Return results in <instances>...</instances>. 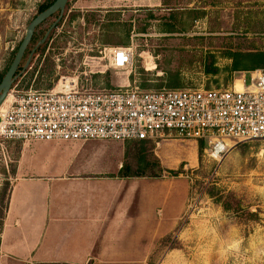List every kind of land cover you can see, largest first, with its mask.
I'll return each mask as SVG.
<instances>
[{
  "label": "rangeland",
  "instance_id": "rangeland-1",
  "mask_svg": "<svg viewBox=\"0 0 264 264\" xmlns=\"http://www.w3.org/2000/svg\"><path fill=\"white\" fill-rule=\"evenodd\" d=\"M49 1L0 0V76L39 7ZM54 21L52 16L39 26L34 43ZM127 46L134 48L133 61L124 70L112 69L99 54ZM257 52L264 53V0H68L48 41L8 94L48 90L62 77L76 76L93 91L237 88L243 76L244 86L250 84L252 71L249 60L236 56ZM110 142H84L77 152L53 143L33 145L26 161L89 174L115 170L117 161L105 144ZM118 143L125 152L132 142ZM26 144H0V228L15 161ZM198 144L174 134L149 140L144 149L151 168L129 164L131 177L154 183L161 194L153 211L160 226L146 221L143 242L129 245L128 258L104 263L264 264V141L233 143L219 161L205 153L206 141ZM123 160L122 166L124 154ZM226 194L241 214L218 203Z\"/></svg>",
  "mask_w": 264,
  "mask_h": 264
},
{
  "label": "built area",
  "instance_id": "built-area-1",
  "mask_svg": "<svg viewBox=\"0 0 264 264\" xmlns=\"http://www.w3.org/2000/svg\"><path fill=\"white\" fill-rule=\"evenodd\" d=\"M133 51V46L112 47L99 54L112 69L124 70L132 66ZM248 74L250 84L244 86L243 76L241 90L234 84L228 89L93 91L78 76L62 77L51 89L6 96L0 104V144L154 142L174 134L206 141L205 153L219 161L233 143L264 141V69Z\"/></svg>",
  "mask_w": 264,
  "mask_h": 264
},
{
  "label": "crops",
  "instance_id": "crops-1",
  "mask_svg": "<svg viewBox=\"0 0 264 264\" xmlns=\"http://www.w3.org/2000/svg\"><path fill=\"white\" fill-rule=\"evenodd\" d=\"M84 142H25L2 218L0 264H106L127 259L129 245L143 242L146 221L160 226L153 211L161 194L150 181L120 174L119 143H105L117 161L115 170L97 174L26 161L33 145L53 143L77 152Z\"/></svg>",
  "mask_w": 264,
  "mask_h": 264
},
{
  "label": "trees",
  "instance_id": "trees-1",
  "mask_svg": "<svg viewBox=\"0 0 264 264\" xmlns=\"http://www.w3.org/2000/svg\"><path fill=\"white\" fill-rule=\"evenodd\" d=\"M53 1L54 0H50L49 2H44V4H42L39 7L38 13H40V12L44 11L46 8H48L53 3ZM64 12H65V9H64ZM53 16H55V19H56L57 16H58V13L55 14V15H53ZM39 26L34 31V34L32 36L31 42H30L29 46L27 47V50L25 52V55H24L23 60H25L27 58L28 54L39 43V41L43 37L44 33L46 32V30L43 31L41 33V35L38 37L36 43H34L35 42L34 41L35 40V34H36V31L39 28ZM48 39H49V37H48ZM48 39L46 41H48ZM43 45H40L36 49V51L34 52V55L37 54V52L42 48ZM236 57L239 60L246 58L247 60H249L251 62L250 68L247 69L248 71H253V70L257 69V68L264 69V53L257 52V53H249L247 55H241V54H239ZM23 60H22V62H23ZM21 65H22V63H21ZM20 69H21V67L19 68L18 72L20 71ZM6 70L7 69H5L4 73L0 76V81L3 78ZM148 141L149 140H144V141H135V140L134 141H129V142H132V143L129 144V145H127L126 150L124 152L125 162H124V164L122 166V169L120 171V174L122 176L131 177V175L128 174V171H127L129 169V164L131 162H134L135 163L137 170L151 168V166H152V164H151V156L147 153V150L144 149L145 148V144ZM198 143H199L198 144L199 147H201V143L200 142H198ZM217 201L222 206V208L224 210H228V211L230 210V211H232L236 215H239V214L242 213L241 209L238 206V202L236 201V199L231 194H226L223 197L221 196V197H219L217 199Z\"/></svg>",
  "mask_w": 264,
  "mask_h": 264
},
{
  "label": "water",
  "instance_id": "water-1",
  "mask_svg": "<svg viewBox=\"0 0 264 264\" xmlns=\"http://www.w3.org/2000/svg\"><path fill=\"white\" fill-rule=\"evenodd\" d=\"M67 2L68 0H54L53 3L48 8L38 13L28 24L25 35L22 41L20 42V44L18 45L15 55L9 67L7 68L3 78L0 81V104L3 102V100L6 98V96L10 92L11 86L14 83V81L19 77L21 73H23L26 69L30 67L31 60H32V57L36 49L40 45H43L46 42L51 31L56 27L57 23L60 22ZM57 13H58L57 18L48 27L43 37L39 41V43L28 54L24 64L21 67L22 60L24 58L27 47L29 46L31 42L35 29L39 25H41L44 21H46L47 19H49L50 17H52L53 15ZM20 67L21 69L18 72Z\"/></svg>",
  "mask_w": 264,
  "mask_h": 264
},
{
  "label": "bare ground",
  "instance_id": "bare-ground-1",
  "mask_svg": "<svg viewBox=\"0 0 264 264\" xmlns=\"http://www.w3.org/2000/svg\"><path fill=\"white\" fill-rule=\"evenodd\" d=\"M237 82H238V84H237V88H236V86H235V89L236 90H241L242 89V87H241V82L239 81V80H237ZM236 85V84H235Z\"/></svg>",
  "mask_w": 264,
  "mask_h": 264
},
{
  "label": "flooded vegetation",
  "instance_id": "flooded-vegetation-1",
  "mask_svg": "<svg viewBox=\"0 0 264 264\" xmlns=\"http://www.w3.org/2000/svg\"><path fill=\"white\" fill-rule=\"evenodd\" d=\"M62 16H63V14H62Z\"/></svg>",
  "mask_w": 264,
  "mask_h": 264
}]
</instances>
